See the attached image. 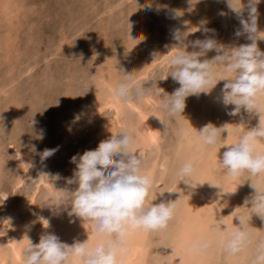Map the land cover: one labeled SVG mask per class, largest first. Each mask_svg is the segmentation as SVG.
I'll list each match as a JSON object with an SVG mask.
<instances>
[{"label": "rangeland", "instance_id": "obj_1", "mask_svg": "<svg viewBox=\"0 0 264 264\" xmlns=\"http://www.w3.org/2000/svg\"><path fill=\"white\" fill-rule=\"evenodd\" d=\"M138 4L133 0H0V223L10 218L3 227L5 233H0V264H21L28 238L36 244L45 231L69 245L74 240L94 243L87 222L41 207L54 206L62 198L60 189L76 187L67 184L76 167L71 157L94 150L113 128L134 131L135 147L146 155L145 171L154 181L149 194L154 203L174 201L176 205L167 229L130 231L128 248L134 242L142 247L139 256L143 258L133 257L135 264H250L251 246L231 255L216 240L201 253L188 251L192 241L210 234L218 215L230 226L239 223L237 215L251 219L248 227L254 238L264 239V221L256 215L251 218L252 210L245 204L254 192L251 183L264 191V175L244 173L233 178L216 170L223 146L257 126L259 117L243 110L236 116L229 114L234 106L222 103L224 81L210 94L188 97L184 113L174 118L159 109L155 95L163 90L171 94L179 87L167 77V60L178 50L173 32L187 35L200 26L215 31H196L186 43L206 35L227 46L250 43L246 36L235 35L240 30L236 13L227 0H138ZM243 5L248 0H232L237 10ZM257 9L258 28L264 31V0ZM257 43L264 52V39ZM94 52L99 56H93ZM215 55L211 51L206 58ZM124 71L151 83L153 95L143 104L135 103L138 109L129 102L121 104L118 112L109 106L97 112L107 90ZM154 77L162 80L152 82ZM144 116L155 141L149 139ZM208 123L224 125L230 134L223 133L217 146L201 148L193 133ZM46 149L56 151L44 160ZM184 160L196 164L190 181L195 189L179 184L176 172ZM57 174L60 179L54 180ZM204 182L230 194L218 196L220 189L200 185ZM164 191L174 193L160 196ZM40 217L49 220L48 229ZM15 242L18 257L12 253ZM68 264L79 262L71 259Z\"/></svg>", "mask_w": 264, "mask_h": 264}, {"label": "clouds", "instance_id": "obj_2", "mask_svg": "<svg viewBox=\"0 0 264 264\" xmlns=\"http://www.w3.org/2000/svg\"><path fill=\"white\" fill-rule=\"evenodd\" d=\"M133 2L139 6L138 0ZM227 2L239 19L240 30L235 35L246 36L250 43L227 46L207 35L205 39L186 43L189 34L201 30L206 34L215 30L197 26L198 30L187 35V32L174 31L172 38L178 50L167 60V77L170 76L179 87L171 94L164 90L156 92L157 106L167 117L174 118L184 113L188 97L210 94L220 81H224L221 89L222 103L225 107L234 106L229 114L236 116L243 110L258 116L259 122L257 126L239 135L230 145L223 146L225 151L217 162L216 170L233 178L244 173L259 177L264 175V150L259 147L264 141V52L257 43L264 39L260 36L264 31L258 28L257 5L260 0H248V5H243L239 10L232 7V0ZM245 10L247 18H244ZM189 47L193 50L188 51ZM211 51H215L216 55L211 59L206 58ZM93 56L97 57L99 53L94 52ZM115 59L119 70V59L117 56ZM218 73L224 75L218 78ZM157 79L154 77L152 82ZM160 80L162 79H158ZM106 94L119 103L133 102L139 105L143 104L145 98L151 97L153 91L151 83L138 80L132 72L124 71ZM109 132L108 138L100 141L94 150H85L82 155L71 157L70 162L76 167L73 177L67 179V184H74L76 187L73 190L60 189L62 198L54 206L41 207H47L57 215L67 212L69 217L79 218L82 223L87 222L88 236L92 237L94 243L88 239L84 242L74 240L69 245L57 235L45 231L36 244L28 238V244L21 251V264H68L71 259L79 264H122V259L128 252L130 231L164 230L173 220L176 209L174 201L154 203L156 199L150 198L154 181L145 171L146 155L143 150L135 147L134 131L131 128H113ZM225 132L227 136L230 134L224 125L217 127L208 123L199 130L195 128L193 135L201 148H211L218 145ZM55 151L56 149L44 150L42 159L46 160ZM17 155L23 163L21 153ZM195 170L196 164L192 160H184L176 172L179 184L183 182L189 189H195L190 183ZM40 175L50 177L47 173ZM54 178L60 179L59 174ZM205 183L220 189L210 182L200 185ZM251 186L254 192L245 200V204L252 210L251 218L256 215L264 221V191L252 183ZM165 192L174 193L164 191L159 195L163 196ZM222 194L230 193H222L220 189L217 195ZM235 218L239 223L230 226L223 222L222 215H218L219 222L210 225V234L192 241L188 251L201 253L219 240L231 255L239 254L251 246L253 252L250 264H264V239L254 238L248 227L251 219L245 220L239 215ZM39 219L43 221V228L48 229L49 220L44 217ZM6 221L10 224V218Z\"/></svg>", "mask_w": 264, "mask_h": 264}, {"label": "bare ground", "instance_id": "obj_3", "mask_svg": "<svg viewBox=\"0 0 264 264\" xmlns=\"http://www.w3.org/2000/svg\"><path fill=\"white\" fill-rule=\"evenodd\" d=\"M111 87V86H110ZM109 87V88H110ZM121 104L122 103H119V102H117V101H115V100H113L110 96H107V97H105V99L104 100H102L100 103H99V105H98V107H97V112L102 108V107H104V106H109V107H111V108H113L114 110H115V112H118L119 111V108L121 107ZM130 104V106L132 107V108H134V109H138V106L135 104V103H133V102H131V103H129ZM118 114V113H117ZM142 123H145V125H146V130H147V132H148V135H149V139L150 140H152V141H155V139H156V137H155V134H154V132H153V129H152V126L150 125V123H149V121H148V118L146 117V116H144V122H142ZM146 132V133H147ZM260 149H262V150H264V144L262 145V147L260 148ZM203 187V186H202ZM14 210V209H13ZM206 216V215H205ZM7 220V218L4 220V221H2L1 223H0V233L2 234V233H5L4 232V230H3V227L4 226H6L7 225V222L8 221H6ZM192 220V219H191ZM12 241V240H11ZM135 241V240H134ZM12 244V243H11ZM142 247H141V245H140V243H136V242H134V243H132V244H130V246H129V248H128V252H127V254L123 257V259H122V264H135L134 262H133V257L135 258V257H138L140 260H142V258L143 257H141V256H139L140 254H141V252H142ZM12 253H13V255L15 256V257H18L19 256V248H18V246H17V244H16V242L15 243H13L12 244ZM175 258H176V256H175ZM138 259V260H139ZM180 260H182L181 258L180 259H178V261L177 262H180ZM176 262V263H177Z\"/></svg>", "mask_w": 264, "mask_h": 264}]
</instances>
